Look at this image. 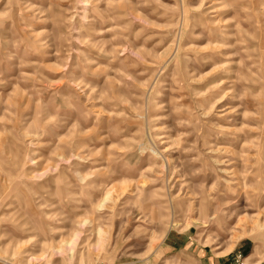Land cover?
I'll list each match as a JSON object with an SVG mask.
<instances>
[{
	"label": "rangeland",
	"instance_id": "obj_1",
	"mask_svg": "<svg viewBox=\"0 0 264 264\" xmlns=\"http://www.w3.org/2000/svg\"><path fill=\"white\" fill-rule=\"evenodd\" d=\"M0 264H264V0H0Z\"/></svg>",
	"mask_w": 264,
	"mask_h": 264
}]
</instances>
